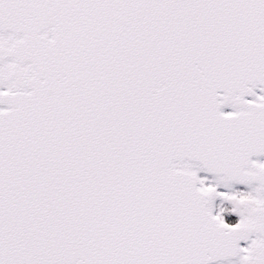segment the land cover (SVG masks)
Returning <instances> with one entry per match:
<instances>
[{"label": "snow or ice", "instance_id": "snow-or-ice-1", "mask_svg": "<svg viewBox=\"0 0 264 264\" xmlns=\"http://www.w3.org/2000/svg\"><path fill=\"white\" fill-rule=\"evenodd\" d=\"M0 264H264V0H0Z\"/></svg>", "mask_w": 264, "mask_h": 264}, {"label": "water", "instance_id": "water-1", "mask_svg": "<svg viewBox=\"0 0 264 264\" xmlns=\"http://www.w3.org/2000/svg\"><path fill=\"white\" fill-rule=\"evenodd\" d=\"M225 110H228V109H225ZM234 187H240V188H243L242 186H234ZM223 190V189H222Z\"/></svg>", "mask_w": 264, "mask_h": 264}, {"label": "flooded vegetation", "instance_id": "flooded-vegetation-1", "mask_svg": "<svg viewBox=\"0 0 264 264\" xmlns=\"http://www.w3.org/2000/svg\"><path fill=\"white\" fill-rule=\"evenodd\" d=\"M236 190H239V189H236ZM217 203H219V202H217Z\"/></svg>", "mask_w": 264, "mask_h": 264}]
</instances>
